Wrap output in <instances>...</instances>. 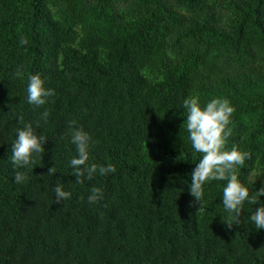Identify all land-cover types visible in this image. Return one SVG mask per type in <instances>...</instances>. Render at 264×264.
<instances>
[{
    "label": "trees",
    "instance_id": "trees-1",
    "mask_svg": "<svg viewBox=\"0 0 264 264\" xmlns=\"http://www.w3.org/2000/svg\"><path fill=\"white\" fill-rule=\"evenodd\" d=\"M34 74L55 93L40 107L27 101ZM189 96L230 102L226 150L250 154L237 166L250 195L264 188L250 180L264 170V0H0V264H264L250 220L264 196L235 224L227 181L206 182L203 202L190 194L202 154L184 125ZM20 116L47 139L22 167ZM72 121L91 137L88 164L115 173L76 182ZM57 184L71 193L61 203Z\"/></svg>",
    "mask_w": 264,
    "mask_h": 264
},
{
    "label": "clouds",
    "instance_id": "clouds-1",
    "mask_svg": "<svg viewBox=\"0 0 264 264\" xmlns=\"http://www.w3.org/2000/svg\"><path fill=\"white\" fill-rule=\"evenodd\" d=\"M27 38H21L20 44L26 45ZM18 78L23 79L22 70L16 72ZM45 81L40 75L34 74L28 77L27 101L29 104L37 107L43 106L48 102V98L53 96L54 90L46 88ZM183 107L187 110V120L184 123L189 133V141L195 152L202 154L199 163L191 173L190 194L198 202H203L204 185L210 181H227L223 188V205L225 210L234 214L235 224L240 223L239 216L244 210V204L247 201L251 205L258 203V198L264 196V188L250 195L248 187L244 186L238 179L237 166L243 167L245 161L250 159V154L239 150L233 146L231 150H226V143L232 134L231 117L235 111L234 107L226 99H212L205 107H201L198 97L189 96L183 101ZM49 113H42L46 121ZM19 123L24 127L17 129V138L11 147V160L18 166H27L34 163V154L45 152L44 144L46 138L38 136L31 123L25 124L23 116L19 117ZM75 121L70 124L71 142L76 146L78 158L70 161L73 174L76 176L77 183H83L82 177L87 175L88 179L93 178L95 174L104 176L109 173H115L114 165L97 166L88 164L89 147L91 137L83 128H76ZM183 125V126H184ZM39 126V124L37 125ZM56 167L48 170L47 175H54ZM26 180L24 173L17 172L15 176L16 183H22ZM56 203H61L70 198L71 193L63 189V185L57 184L54 187ZM103 193L99 188H92L88 196V203H97L102 199ZM83 199V198H82ZM203 209V203L198 212ZM257 230L264 229V206H261L250 217ZM225 222V221H224ZM228 228L233 226L231 222H225Z\"/></svg>",
    "mask_w": 264,
    "mask_h": 264
},
{
    "label": "rangeland",
    "instance_id": "rangeland-1",
    "mask_svg": "<svg viewBox=\"0 0 264 264\" xmlns=\"http://www.w3.org/2000/svg\"><path fill=\"white\" fill-rule=\"evenodd\" d=\"M264 179V170L263 169H257L255 172L251 174L250 180L253 181H261Z\"/></svg>",
    "mask_w": 264,
    "mask_h": 264
}]
</instances>
